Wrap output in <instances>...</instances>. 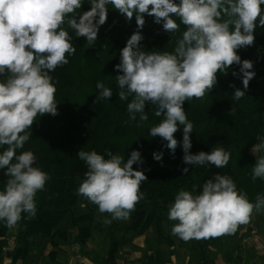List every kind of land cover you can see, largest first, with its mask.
Here are the masks:
<instances>
[{"label":"clouds","instance_id":"clouds-1","mask_svg":"<svg viewBox=\"0 0 264 264\" xmlns=\"http://www.w3.org/2000/svg\"><path fill=\"white\" fill-rule=\"evenodd\" d=\"M90 9L76 13L82 0H0V169L8 177L0 191V221L14 227L22 218L36 214V193L43 190L49 176L34 166L31 151H21L29 140L37 115H57L56 87L49 74L69 61L73 47L69 32L61 27L65 22L75 37H83L94 47L100 26L107 20L108 6L126 20L135 17L136 29L120 49L119 63L114 66L120 100L127 104L130 120L147 121L146 102L154 105L155 115L163 119L150 128L151 137L166 141L175 153L178 146L174 133L182 126L183 163L185 165L226 166L230 153L223 147L209 152L190 153V133L193 124L187 119L185 101L201 99L217 84V73L227 75L233 64L239 66L243 90L233 88L234 100L245 96L249 81L255 76L253 63L241 60L238 49L252 46L257 25L264 27V0H89ZM153 17L167 33L179 31L178 17L185 26L182 38L176 41L174 52L144 51L140 29L144 16ZM67 17V20H66ZM226 17V18H225ZM236 76L235 71L232 72ZM99 97L112 96L110 88L97 82ZM231 110H234L231 108ZM250 151L255 157L252 178L264 179V137L258 136ZM6 146V147H5ZM162 152H154L156 161ZM77 156L87 165V171L77 189L78 195L98 206L101 213L115 219H127L135 205L143 199L141 182L144 172L133 168L142 164L141 154L132 150L128 159L107 152V158L96 151L79 150ZM188 173L187 167L181 170ZM195 187V186H193ZM264 210V195L255 203L246 193L238 191L233 180L215 174L204 182L198 194L179 190L168 208V219L176 221L171 232L184 241L235 233L238 225L246 224L253 211Z\"/></svg>","mask_w":264,"mask_h":264},{"label":"trees","instance_id":"trees-1","mask_svg":"<svg viewBox=\"0 0 264 264\" xmlns=\"http://www.w3.org/2000/svg\"><path fill=\"white\" fill-rule=\"evenodd\" d=\"M108 7L106 23L100 26L94 47L87 45L85 38L75 37L74 30L66 22L61 26L72 37L70 42L76 51L72 55L66 53L69 62L49 73L56 87L58 114L37 115L31 129L27 130L31 133L29 140L22 149L17 150V154L21 151L33 152L36 157L34 166L46 172L49 179L34 198L35 216L30 218L27 213H22L21 220L14 227L0 221V264L4 259L2 247L9 233L13 235V264L32 259L36 262L37 256L40 257L46 249L48 255L53 257L62 243L75 244L92 264H118L122 252L133 248L135 236L145 235L152 228L155 232L154 245L144 238V243L153 254L150 262L154 258L162 260L161 246L168 247L172 255L175 247L179 246L190 248L193 258L188 260V264H208L210 248L221 242L225 234L188 241L179 238L176 243L165 223H177L168 219V208L174 203L179 190L198 194L204 182L219 173L229 176L237 190L246 193L252 203H255L257 195H264V179L252 178L255 157L250 151L251 146L258 142L257 137H264V27L257 25L252 46L237 50L241 60L252 61V71L255 72L245 96L239 100L233 99L234 92L230 85L243 90L239 66L233 64L227 75L217 73V84L213 90L206 91L201 99L185 101L182 106L187 119L193 124L190 153L209 152L214 147H223L230 153L228 164L222 168L208 163L185 165L180 146L182 126L174 133L178 146L173 154L165 146L166 141L150 135V128L163 119V116L155 115V106L146 102L147 121H140L139 115L133 121L129 119L127 111L131 97L127 100L118 97L119 87L115 76L121 73L114 66L119 63L120 49L137 29L134 16L128 21L111 5ZM261 7L264 8V5ZM89 9V0H82L81 9L69 16ZM173 18L180 28L169 34L163 30L162 24H156L153 17L145 14V24L140 29L142 50L174 52L176 41L182 38L185 26L178 17ZM233 71L237 73L236 76L232 75ZM4 80L5 75H0V82ZM97 82L111 89L110 98L99 97ZM79 150L96 151L105 158L107 152L111 151L124 156L125 161L132 150L140 152L143 163L134 164L133 168L143 171L147 180L140 185L143 199L129 216L126 226L131 233L129 236L119 233V220L106 228L104 219L98 213V206L78 195L77 189L88 170L86 163L77 156ZM2 151L3 148H0ZM154 152L163 153L161 161L153 158ZM185 167L189 169L188 173L181 171ZM4 171L0 169V191L8 179ZM78 204L85 211L77 215L74 211ZM260 212L264 210L253 211ZM67 215L70 216L71 227H60ZM93 233L109 238L103 254L90 253Z\"/></svg>","mask_w":264,"mask_h":264},{"label":"crops","instance_id":"crops-1","mask_svg":"<svg viewBox=\"0 0 264 264\" xmlns=\"http://www.w3.org/2000/svg\"><path fill=\"white\" fill-rule=\"evenodd\" d=\"M255 216H259V213H252L249 222L238 225L235 233L225 234L224 241L214 246L213 257L208 264H264V220L259 219L253 224ZM250 227L253 234L245 240L246 230ZM138 237L140 240H137V237L134 238V244L140 241L144 244L145 237L143 235ZM57 249L53 257L48 255V249H46L40 257L37 256L36 262L32 259L26 262L17 261L14 264H92L88 257L80 253L75 244L62 243ZM2 253L4 256L2 264H13L11 253L5 254L3 250ZM118 264L123 263L118 260Z\"/></svg>","mask_w":264,"mask_h":264},{"label":"rangeland","instance_id":"rangeland-1","mask_svg":"<svg viewBox=\"0 0 264 264\" xmlns=\"http://www.w3.org/2000/svg\"><path fill=\"white\" fill-rule=\"evenodd\" d=\"M84 211L85 209L82 205L78 204L75 206V211H74L75 214L78 215L80 213H83ZM98 213L104 219V225L106 226V228H109L115 222V220H119L121 222V229L119 233L125 236H129L131 234L126 229V226L129 223V218L115 219L110 213H107V212L101 213L99 210H98ZM259 219L264 220V212L262 213L260 212L259 216L253 217V224ZM174 224L175 223H170V224L165 223V226L168 227V229L171 231V228ZM60 227H63V228L71 227L69 215H67L64 218V220L60 224ZM252 234L253 233H251V235ZM138 236H135V238L137 237L138 238L137 240H140ZM143 236L149 240L151 245H154L155 232L153 228L150 229V231L147 232ZM172 236L175 238V241L177 243L179 240V237L173 234ZM223 241H224V238H223ZM108 242H109L108 237H103L101 235H98L97 233H93L92 238L90 240V253L91 254H103L106 248L108 247ZM217 244L218 243H216L215 245ZM215 245H213L210 248V259L213 257V248ZM161 250L163 254L162 260L159 261L158 259L154 258L152 262H150V258H151L150 256H152L153 254L148 248V246L145 243L144 244L141 243L140 241V243L139 242L135 243L131 250H124L122 252L123 255L120 257L119 260L120 262L122 261L123 264H188V260L190 258H193V255L191 254V250L188 247L176 246L175 253L173 255L171 254L170 249L166 246H161ZM126 253H129V254L127 255Z\"/></svg>","mask_w":264,"mask_h":264},{"label":"built area","instance_id":"built-area-1","mask_svg":"<svg viewBox=\"0 0 264 264\" xmlns=\"http://www.w3.org/2000/svg\"><path fill=\"white\" fill-rule=\"evenodd\" d=\"M246 233H247V235H246L245 240H248L250 238L251 233H253L252 228L250 227L249 229H247ZM12 249H13V235L11 233H9L6 236V243L2 247V250L5 254H10Z\"/></svg>","mask_w":264,"mask_h":264}]
</instances>
